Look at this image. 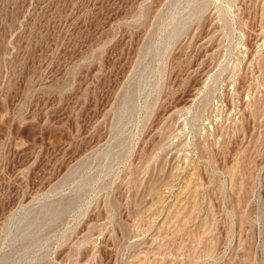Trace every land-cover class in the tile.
<instances>
[{
    "label": "rangeland",
    "instance_id": "obj_1",
    "mask_svg": "<svg viewBox=\"0 0 264 264\" xmlns=\"http://www.w3.org/2000/svg\"><path fill=\"white\" fill-rule=\"evenodd\" d=\"M0 264H264V0H0Z\"/></svg>",
    "mask_w": 264,
    "mask_h": 264
}]
</instances>
